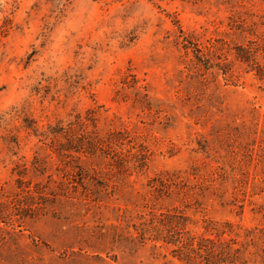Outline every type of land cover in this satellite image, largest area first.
<instances>
[{
	"label": "rangeland",
	"instance_id": "obj_1",
	"mask_svg": "<svg viewBox=\"0 0 264 264\" xmlns=\"http://www.w3.org/2000/svg\"><path fill=\"white\" fill-rule=\"evenodd\" d=\"M0 264H264V0H0Z\"/></svg>",
	"mask_w": 264,
	"mask_h": 264
}]
</instances>
